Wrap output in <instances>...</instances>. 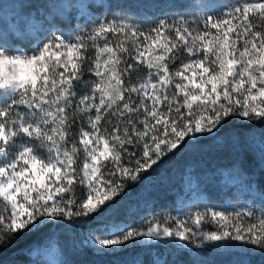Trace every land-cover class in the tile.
Listing matches in <instances>:
<instances>
[{
    "label": "snow or ice",
    "instance_id": "6c2138e0",
    "mask_svg": "<svg viewBox=\"0 0 264 264\" xmlns=\"http://www.w3.org/2000/svg\"><path fill=\"white\" fill-rule=\"evenodd\" d=\"M35 10L38 20L0 31V247L36 235L59 255L53 228L83 230L228 125L264 126V0H162L155 16L122 0ZM251 131L236 139L259 141L264 171V127ZM254 190L259 209L205 203L113 221L81 243L100 256L195 247L249 264L246 254L264 256V190Z\"/></svg>",
    "mask_w": 264,
    "mask_h": 264
},
{
    "label": "trees",
    "instance_id": "16d2710c",
    "mask_svg": "<svg viewBox=\"0 0 264 264\" xmlns=\"http://www.w3.org/2000/svg\"><path fill=\"white\" fill-rule=\"evenodd\" d=\"M68 0H50L54 4H62ZM162 0H122V5L128 8L138 5L144 10H149L153 2ZM43 2V1H42ZM235 3L237 0H226ZM41 3V2H40ZM38 3V5L40 4ZM88 4V3H85ZM37 5V6H38ZM34 7L31 5L30 8ZM161 9L153 8L152 15H158ZM264 127L262 125H238L231 124L221 129L214 137L197 141L191 148L176 154L158 173H155L150 181L136 185L125 193L108 213L102 214L100 219H94L83 230L79 228H65L63 225L53 228V239L58 242L61 260L69 261V264H132L134 260L145 261L146 264L154 263L155 254L166 260L168 264H233L240 253L218 252L212 249H197V254L190 250L172 249L163 246H142L130 249L116 256H100L82 246V231L100 229L102 224L110 222H130L139 224L148 215L160 216L172 215L177 212L181 198L185 195L184 179L194 176L198 193L203 194V200L210 205L231 209L239 207L241 203H248L259 209L260 194L254 189L259 186L264 190V171L259 166V158L256 153L254 140L250 141L249 148L241 136L251 128L249 135L254 136ZM253 149L256 151L253 152ZM242 168L248 175L240 174ZM217 170H224L233 174L243 185L251 182L254 191L244 195L241 202L230 201L228 187L216 183ZM255 200V204L252 201ZM100 226V227H99ZM41 238L36 235H28L17 238L10 245L0 247V264H42L41 257L35 253V246H41ZM249 264H264V256L258 254H246Z\"/></svg>",
    "mask_w": 264,
    "mask_h": 264
},
{
    "label": "rangeland",
    "instance_id": "374dc122",
    "mask_svg": "<svg viewBox=\"0 0 264 264\" xmlns=\"http://www.w3.org/2000/svg\"><path fill=\"white\" fill-rule=\"evenodd\" d=\"M42 1L43 0H0V31H8L14 25L22 24L29 20H34V19L38 20V15L35 9L39 7L38 3ZM92 2L93 0H68L67 2H64L62 4H71L73 6H76L81 3L85 4ZM31 5H34V7L30 8ZM161 5H162V1L160 3L153 2L151 5H149V10H144L138 5H133L132 7H130V9H132L133 11H139V13L143 15H152L151 12L153 11V8L157 7L158 9H161ZM152 16H155V14H153ZM254 145L256 147L257 150L256 153L258 154V158H259L260 149L262 145L257 140H254ZM214 176L217 184L226 186L228 187V190H230V194H229V198L231 199L230 201L241 202L244 200V195L254 191L253 189H249L247 185H243L239 183V179L236 178L230 172L224 170H217ZM184 182H185L184 183L185 195H183L181 198V204L177 212H187L189 211V209H192L197 205L205 204V201L203 200L204 197L203 194L198 193L197 191L194 176L185 177ZM177 212L173 213L172 215H176ZM111 223L112 222H110L109 224ZM104 226L106 225L102 224L101 228ZM88 232H89V228L88 230L81 232L80 235H82L81 236L82 241L87 237ZM93 234H96V232H93ZM34 251L36 254H38L41 257L42 264H45L46 261H50V260H61L60 254L56 255L46 252L42 248V246H35ZM190 252L193 254H197V248L195 247L191 248ZM154 257L155 258L153 264H155L156 260L162 259L158 254H155Z\"/></svg>",
    "mask_w": 264,
    "mask_h": 264
}]
</instances>
